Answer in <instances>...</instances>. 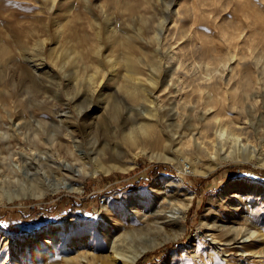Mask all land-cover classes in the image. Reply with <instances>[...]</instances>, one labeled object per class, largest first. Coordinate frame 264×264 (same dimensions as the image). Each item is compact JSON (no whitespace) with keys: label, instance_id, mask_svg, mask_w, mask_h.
Returning a JSON list of instances; mask_svg holds the SVG:
<instances>
[{"label":"rangeland","instance_id":"1","mask_svg":"<svg viewBox=\"0 0 264 264\" xmlns=\"http://www.w3.org/2000/svg\"><path fill=\"white\" fill-rule=\"evenodd\" d=\"M27 30L46 44L38 51L27 46V51L32 46L36 51L23 54L17 50L19 42L26 45ZM0 47V72L10 79L6 89L15 92L8 95L7 106L0 102V134L11 151L0 142V264H125L105 257L113 252L100 230L88 228V223L100 221L122 203L123 222L111 227L122 249L131 248L134 236L127 233L154 224L157 212L168 207V201L163 203L167 194L176 192L192 197L184 233L172 231L174 222L161 221L171 239L144 252L136 264H264V121L258 120L264 111V0H0ZM34 53L39 61L28 65L25 55ZM19 63L30 67L36 82L24 84ZM132 90L153 92L162 114L184 116L193 110L183 118L201 135L209 134L221 155L237 151V145L217 137L218 127H244L235 131L246 151L255 150L257 157L231 154L211 169L215 163L189 145L186 155L202 156L207 170L197 175L189 159L178 167L142 155L125 158L123 150L121 159H134L128 172L79 178L81 191L63 187L33 196L54 179L73 180L39 160L43 152L62 159V149L78 147L67 134L82 140L90 125L101 148H125L116 138L117 126H129L130 118L142 124L147 116L139 106L142 101H133ZM243 103L246 110L236 109ZM204 112L206 119L200 121ZM154 131L160 132L156 123ZM159 179L164 181L159 202H147L148 189ZM180 179L181 190L176 185ZM136 193L143 218L136 209L124 211ZM9 196L17 198L8 201ZM73 220L77 224L67 235L65 226ZM216 228L238 233V242L213 240L214 233L221 234ZM49 246L53 250L47 253Z\"/></svg>","mask_w":264,"mask_h":264},{"label":"bare ground","instance_id":"2","mask_svg":"<svg viewBox=\"0 0 264 264\" xmlns=\"http://www.w3.org/2000/svg\"><path fill=\"white\" fill-rule=\"evenodd\" d=\"M60 27H61V25H60ZM25 34H26V36H25L26 37L25 38L26 45L19 42V45H18L19 47H18L17 52L19 51V52H22L23 54H26L27 52H31V50L34 49L33 46H32V49H30L29 51H27V48L32 44L34 45L35 49L37 47H44L45 46V44H46L45 40H40L38 38V36L36 34H34V32L27 30V32H25ZM20 35H18V36H20ZM15 38H18V37L15 36ZM22 38H24V37H22ZM1 42H2V40H1ZM3 43L5 44V42H3ZM11 45H9V46L11 47ZM7 48H9V47H7ZM7 48L4 47L3 50L7 51L8 50ZM36 50L38 51L39 49H36ZM36 50H34V51L32 50V51L35 52ZM5 55H7V54H5ZM37 56H38V53H34L31 56L25 55V60L28 61L27 64L30 65L29 63L34 62V61L38 62L39 58ZM36 58H38V59H36ZM10 61H12V60H10ZM40 63L42 65H45V62H40ZM6 64L8 65L9 62L6 61ZM17 65L22 72L24 84L27 81L32 82L33 77H32V74L30 72V67L28 65H25L22 63H19ZM49 76H50V74H49ZM51 76H52V74H51ZM9 80L7 81L5 78H3L1 75V72H0V102L4 106L5 105L7 106V104H8L7 99L14 92V90H11V92H10V91H8V89H6L7 86L9 85ZM33 82H36V81H33ZM34 87L36 88L35 84L32 85V88H34ZM26 93H28V92H26ZM29 93H30V91H29ZM131 93H132V99L136 104L140 103L142 101V104L140 103L139 106L143 105L146 108L147 111L144 112V114H146L147 116L143 119L144 121L142 124L137 119L130 118L129 119V121H130L129 126L120 125V124L117 126L119 128L115 133L116 138L121 139L122 144L125 148H117L116 149V147L115 148L111 147L108 150H106L107 149L106 147L101 148L100 144H99V140L95 136L92 135L94 128L90 125L87 126L86 131H85L86 133L84 132V134H83L84 137L82 140H78L77 137L72 136L73 133L71 135L66 133L68 135L69 142L76 143V145L78 147H75L74 144H71V145H68L67 147H65L64 149H62L65 151V155H66L64 157L62 156L63 157L62 159H60V157L57 158L56 155H54V154H50L48 152H43L41 154L39 160L44 162V163L49 164V166L51 168H55L56 170H59L63 173H67V174L71 175V178H73V180L66 179L65 182H62L59 180L56 181L54 179L52 181V183L49 184V186L44 187L45 189L42 188V189L34 192L33 196L35 195L37 197H44L50 193L58 192L63 187L69 188L71 190L81 191L83 189V186H82L80 179L86 178L90 175L97 176L100 174H111L115 171L128 172L132 168V165L130 162L133 161L135 159V157H137L138 155L147 156V157H149L150 160H153V161L173 163V164H176L178 167H180L183 164V163L181 164L182 159H184L182 162H184L185 159H189L190 161H186V162L187 163L189 162V165H190L189 168L191 169L192 173L197 174V175L198 174H206L207 170H204L205 165L203 167V161H201L202 156H199V154H197V153H195L194 156H187L186 155L187 154V152H186L187 147L189 145H194L197 150L202 151L208 157V161H213L215 163L214 167H212L211 169L217 167L223 161L226 162V160L228 159V157L231 154L234 155V158L235 157L240 158L241 157L240 154H242V153H243V155L244 154L247 155L246 158H248V160H252L255 158L256 151L255 150H252L249 152L246 151V149H247L246 144H242L244 139L239 136V133L237 131H235L237 129L242 131L244 129V127H238V125L235 123H230L229 125L221 124L218 127V129L214 132V133H216V135H218L217 137H220L221 139H224L225 141H228V142L231 141L232 143H235V145H237V147H236L237 151H235V149H233L234 151H232V149H231V151L227 152L228 153L227 155H221L220 152L215 150V146H214L215 144L210 139L211 137H209V134L207 135L208 137L204 134L201 135L200 131H198V132L196 131L197 129L195 128V125L193 126L192 124L188 123L189 121H186V118H183V117H189L193 110H191L189 114L187 113L188 111H185L187 114L185 112H183V113H185L184 116H178V114L174 115L175 113L172 114L171 112H168L166 114L165 113L162 114L160 112L159 108L157 107L156 97L154 96L153 92H151V95H150V93H149V95H142L141 91L139 93L135 90H132ZM14 94H15V92H14ZM16 98H18V97L16 96ZM246 100H247V98H246ZM73 101H76V100L73 99ZM18 102H19V100H18ZM243 102L247 103V101H243ZM14 103H13V106H16V107H18L19 106L18 104H20V103H17V100H14ZM21 105H22V103H21ZM235 106L237 107L236 109H243V110L244 109L246 110V107H247V106L246 107L244 106V103H243V105H235ZM9 107H10V105H9ZM6 108H4V109H6ZM263 108H264V105H263ZM12 110H14V109H12ZM19 111L20 110H18V112ZM117 111L116 110L114 111L113 117L118 122L119 114ZM18 112H16V113H18ZM253 112H254V110H253ZM242 113H244V111ZM246 113L247 112H245V114ZM20 114H21V112H20ZM248 114H249V112H248ZM248 114H247V116H249ZM258 114H260V113L258 112ZM12 115L14 116V114H12ZM12 115L10 113V116L13 118ZM206 115H207V113L204 112L200 117V121H205ZM260 115L261 116H260V118L258 117V120L261 119L260 121L263 122L264 121V111ZM254 117H255V115H254ZM6 118H8V117H6ZM176 118H178L177 121H179V123H177V125H176V123H173L174 119H176ZM251 119H252V117H251ZM262 119H263V121H262ZM154 123H156L160 127V132L154 131ZM49 127H51V125ZM47 128H48V126H47ZM52 128H53V126H52ZM56 128H58V127H56ZM40 130H42V129H40ZM50 130L54 131V129H50ZM69 132L71 133V131H69ZM59 133H60V131H59ZM262 133L264 135V129L262 130ZM61 134L62 133H60V135ZM31 140H33V139H31ZM34 140H37V138ZM70 140H72V141H70ZM218 140H220V139H218ZM215 141H216V139H215ZM221 141L222 140L217 141V142H220V144H221ZM225 141H224L223 145H225ZM0 142L5 145L4 148H6L7 151H10V146L6 145L7 140H6L5 135L0 134ZM263 142H264V138H263ZM232 143H229L228 145H230ZM212 144H214V145H212ZM33 145L36 146L37 144L34 143ZM83 146L84 147L88 146V147L81 149V147H83ZM233 146H234V144H233ZM37 148L38 147H36V149ZM218 148H219V146H218ZM123 150H126V153H127L126 156L123 155V153H124ZM236 153H237V155H236ZM217 154L219 155L218 158H216V156H215ZM123 156H125V158L133 156L134 159L126 162L123 159H121V157H123ZM263 159H264V157H263ZM235 161H238V160H235ZM207 168H209V167H207ZM75 174H77L78 179H75ZM165 180L167 182L170 181L169 179H166V178H165ZM181 180L182 179L178 180V181H180V183L178 181L176 182V185L178 186V188L176 187L177 189H180ZM162 183H164V181L162 179H159V180L155 181L153 183V185L148 189V192L146 193L147 199H145V200H147V202L153 203L156 200H157L156 201L157 203L159 202V199H160L159 195H160L161 191L163 190ZM176 188H175V190L177 191ZM178 193L179 192L172 193L171 195L167 194L168 200H164L163 203L168 201V207L165 205L157 212V215L155 217L156 222H154V224L148 222L146 227H144V228L143 227L142 228L137 227L135 230H131L127 233L128 234L127 237L129 235L131 236V234L134 236L133 242L136 245H131V248L127 247V248L122 249V245H119L118 242L115 241L116 238H114L113 230L111 227V223L114 222V223H116L117 227L119 228L123 222L121 220L122 211H123V206H122L123 204L122 203L117 205L115 207V209L106 211V213L101 217L100 221H98L96 223H92V222L88 223V228L99 229L102 236H104L106 238V242L109 244L110 250H112L113 253H110L109 255H106L105 257H107L108 259H110L114 263H117L119 261V262H123L125 264H136V262L138 261V259L140 258V256L144 252H146L148 250H154V249L162 246L163 244H165V242H167L169 239H171V237L167 234V232H168L167 229L163 226V224L162 225L160 224V222L165 221V219H168V221L174 222L175 226H173V224L169 225L170 228L172 227V231H179L180 234H183L185 229H186L184 221L186 218L187 211L190 207L192 197L190 195V197H188V198H183L181 196H183L185 194L179 195ZM186 194H189V193H186ZM138 196H140V194L136 193L135 195H132L127 199L126 202L128 203V205L130 207H126L124 209V211L127 212L130 209H136V213L139 214V218H143L142 215H140V209L138 206L139 204L138 205L135 204L137 201L135 199L138 198ZM149 196H150V198L148 199ZM16 198H17V196H9V198L7 200L13 201ZM119 200L121 202V199H119ZM168 209L170 210V212L168 211ZM168 213H171L172 215L170 217H168L167 216ZM147 221H148V219H147ZM76 224L74 223V220H73L71 222L70 227L66 228V226H65L67 235L72 233L71 227L75 226ZM62 226H64V225H62ZM213 231H218V232L220 231V233H221V234H218V233L213 234L212 233L213 234L212 235L213 240H215V241L217 239H220V241H223V243L225 242V244L229 245V244L236 243L239 240L238 239V233H236L235 235H230L228 231H222L221 232V230H219V228H216ZM76 232L77 231H75L72 235L77 234ZM144 236H146V237L144 238ZM51 250H53V248H52V246H49L47 253H49ZM16 255L21 260L20 254L16 253ZM213 256H214V254H213ZM18 258H15V260H17ZM216 258H218V257H216ZM230 259H231V257H230ZM226 261L229 262L231 260L226 259Z\"/></svg>","mask_w":264,"mask_h":264}]
</instances>
